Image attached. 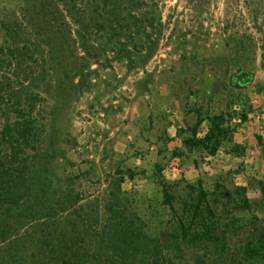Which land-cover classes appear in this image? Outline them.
<instances>
[{"label": "trees", "instance_id": "1", "mask_svg": "<svg viewBox=\"0 0 264 264\" xmlns=\"http://www.w3.org/2000/svg\"><path fill=\"white\" fill-rule=\"evenodd\" d=\"M159 1L35 0L0 7V264H177L184 241L192 237L187 247L193 249L194 264H264V221L249 232L242 256L230 253L228 225L200 179L187 186L178 230L167 240L152 237L141 217L125 209L119 185L100 215L87 211L70 185L54 184L40 104L69 88L85 87L92 64L116 62L130 70L146 62L163 37ZM252 77V71L241 70L228 80L246 85ZM207 115L206 135L195 137L198 117L183 142L189 150L214 154L237 125L227 124L228 111ZM252 186L264 197V180ZM161 191L177 214L163 182ZM246 191L234 188L243 206L251 208ZM220 195L232 198L226 188Z\"/></svg>", "mask_w": 264, "mask_h": 264}, {"label": "rangeland", "instance_id": "2", "mask_svg": "<svg viewBox=\"0 0 264 264\" xmlns=\"http://www.w3.org/2000/svg\"><path fill=\"white\" fill-rule=\"evenodd\" d=\"M31 1L35 0H0V7L14 8ZM158 6L163 37L146 62L138 63L130 70L116 62L108 67L92 64L85 87L69 88L67 92L40 104L44 124L43 146L54 157V184L70 185L82 198L81 204L85 209L98 211L100 215L105 214L110 195L119 185L123 193L119 197L125 209L141 217L152 237L167 240L178 230V215L188 199L187 186L196 185L200 179L217 214H222V222L228 225L230 253L242 256L249 232L264 221L261 211L264 197L251 187L246 191L251 208L244 207L241 198L234 194L238 182L235 174L230 169H219L216 163L205 159L203 150H195L198 171H192V165L182 164L185 160L177 159L183 155L175 146L174 154L169 151L157 165L151 159L145 170L152 173L143 174L141 180L132 186L128 181L121 184L120 177L110 173L113 167L101 166L100 162L94 163L96 168L90 167L94 173L85 174L87 158L84 144L87 136L84 123L88 116L93 118L92 128L98 131L89 134L90 140L94 141V153L95 148L104 147V142L99 147V140L106 138L107 131L117 125L120 118L128 113L131 103L138 99L146 98L153 105L151 116L164 120L167 106L161 107L160 101L155 102L161 88L169 87L171 96L187 101V92L200 87L205 69L218 84L227 86L230 99L234 101L246 91L230 86L227 83L229 74L241 70L252 73L264 71L260 56L264 47V0H160ZM3 40L0 30V43ZM238 48L241 52L236 54ZM157 127L162 130L161 126ZM161 134L160 139L153 138L150 142L164 150L172 138ZM176 136L182 139L185 135L179 133ZM123 143L126 146L133 144L129 138ZM130 157L134 159V156ZM174 157L178 161L172 160ZM162 165L170 166L167 173H160ZM182 165L186 171L176 176L175 172H180L178 169ZM99 169L101 175H97ZM251 178L248 183L252 186L255 182ZM161 182L166 184L177 214L165 204ZM223 188L231 192V199L220 195ZM192 239L189 238L190 241ZM190 241H184V255L177 264H194L191 261L193 249L187 247L188 242L194 243ZM203 259L207 261V256L204 255Z\"/></svg>", "mask_w": 264, "mask_h": 264}, {"label": "crops", "instance_id": "3", "mask_svg": "<svg viewBox=\"0 0 264 264\" xmlns=\"http://www.w3.org/2000/svg\"><path fill=\"white\" fill-rule=\"evenodd\" d=\"M227 83L230 86L244 89L246 94L240 95L237 100H231L227 86L218 84L211 73L205 69L200 79V87L187 92V101L171 96V88H161L155 102L160 101L161 107L167 106L166 113L163 114L164 120H159L154 115L151 116L153 105L146 98L132 102L128 113L120 118L110 132L107 131L104 145L102 144L104 147L95 148L94 153L92 147L94 141L90 140L89 134L98 131L93 129V118L88 116L84 123L87 136L84 144L87 158L85 174L89 176L94 173L90 167L96 168L94 163L100 162L101 166L113 167L110 173L120 177L121 184L128 181V184L132 186L141 180L143 174L151 172L145 170L151 159L154 165H157L168 156L169 151L173 154L175 146L180 148L183 155L182 158L177 159L181 162L185 160L182 164L192 165V171L196 172L199 165L198 158L195 156L196 151L189 150L183 139L190 135L189 130L196 126L198 117H201V123L196 130L195 137L203 138L211 126L207 114H215L213 111L217 113L228 111L231 117L227 124L237 125L230 141H223L214 154L204 151L203 155L205 159L216 163L219 169H230L238 181L236 185L245 186L247 190L254 187L248 183L249 177H252L250 180L255 183L256 180H264V71L259 70L253 73L252 80L246 85L232 84L229 80ZM199 112L200 115H198ZM241 114L245 116L244 120H241ZM158 125L162 127V130H158ZM161 133L164 137L167 134L172 138L170 141L172 145L169 143L164 150L150 142L153 138L154 140L160 139ZM179 133L185 135L184 138L179 139L176 136ZM126 138H129L133 144L126 146L123 143ZM97 144L100 147V144ZM234 145L241 149L240 153L232 151L235 148ZM130 156H134V159ZM140 156H143L142 159ZM175 159L174 157L172 160ZM162 169L160 173L168 172H163ZM178 170L180 172H175L176 176L181 171H186L184 165ZM98 174H102L100 169L97 171ZM153 175L156 177L157 173Z\"/></svg>", "mask_w": 264, "mask_h": 264}, {"label": "built area", "instance_id": "4", "mask_svg": "<svg viewBox=\"0 0 264 264\" xmlns=\"http://www.w3.org/2000/svg\"><path fill=\"white\" fill-rule=\"evenodd\" d=\"M101 138H102V137H101ZM102 142H104V139H100V140H99V144H102ZM169 167H170V166L166 165V166L162 169V171H163V172L168 171V170H169Z\"/></svg>", "mask_w": 264, "mask_h": 264}]
</instances>
